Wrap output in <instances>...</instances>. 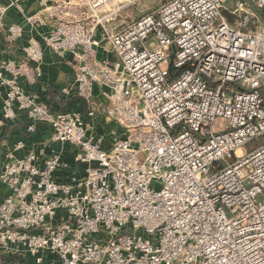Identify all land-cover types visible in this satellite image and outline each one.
<instances>
[{
	"label": "built area",
	"instance_id": "built-area-1",
	"mask_svg": "<svg viewBox=\"0 0 264 264\" xmlns=\"http://www.w3.org/2000/svg\"><path fill=\"white\" fill-rule=\"evenodd\" d=\"M123 1H89L88 20L54 4L57 24L45 36L58 54H74L88 115L103 111L121 127L110 147L82 114L52 112L19 85L21 75L35 82L42 74L38 39L22 63L0 62L4 116L22 112L30 134L44 127L51 141L72 144L79 165L59 180L70 167L60 153L18 156L23 142L8 152L0 249L38 262L49 251L62 264H264V142L243 150L264 134V0H234L231 10L228 0H167L117 29L134 0ZM8 8L0 7V29ZM26 19L44 22L39 13ZM7 30L11 43L22 35L17 24ZM99 30L116 60L98 58ZM96 86L107 89L102 108ZM218 117L229 127L216 129Z\"/></svg>",
	"mask_w": 264,
	"mask_h": 264
},
{
	"label": "crops",
	"instance_id": "crops-1",
	"mask_svg": "<svg viewBox=\"0 0 264 264\" xmlns=\"http://www.w3.org/2000/svg\"><path fill=\"white\" fill-rule=\"evenodd\" d=\"M14 1L0 0V7L9 6L3 18V26L0 29V62L12 60L22 63L26 58L24 48L31 38L38 39L44 49V58L40 65L42 74L35 82H30L27 75H21L18 78L19 85L26 93L35 95L38 102L47 104L52 112L69 110L82 114L88 124L89 132L97 137H102L103 146L110 147L114 134L121 133V127L103 111L96 116L88 115L85 105L77 96V83L73 68L74 54L66 52L64 55H60L45 42V36L49 35L57 24L58 17L48 13V10L52 9L54 4L64 3L68 7L71 4L70 13L72 15L81 16L80 14L84 11L86 16L83 19L88 20L91 14L88 2L91 0H19L21 7L17 5L10 6ZM108 8L105 7L100 12L104 14ZM34 13L43 15L44 22L42 24L35 25L27 21L26 16ZM12 24L22 27V35L13 43L7 40V28ZM96 38L99 41L97 46L98 58L116 60L117 54L112 44L102 37L100 30L96 33ZM5 91L6 88L0 85V121H2V124H0V175L8 160V152L21 142L24 143V146L15 151L18 156L34 151L43 160L52 154L60 153L63 161L67 162L70 167L57 174L59 180H66L68 176L77 172L79 165L76 161L78 152L76 147L69 143L51 141L49 132L44 127L30 134L27 132L29 120L22 112H18L15 119H7L4 116L3 97ZM106 91L107 89L100 86L95 88L94 102L100 108L108 103ZM80 173L82 172L80 171ZM8 194V187L0 180V202ZM19 254L0 249V264H62L58 255L49 251L41 254L42 260L40 262L36 260L35 256L27 255V257H24Z\"/></svg>",
	"mask_w": 264,
	"mask_h": 264
},
{
	"label": "rangeland",
	"instance_id": "rangeland-1",
	"mask_svg": "<svg viewBox=\"0 0 264 264\" xmlns=\"http://www.w3.org/2000/svg\"><path fill=\"white\" fill-rule=\"evenodd\" d=\"M165 1H167V0H134L132 3L126 4L122 8V10L120 11L117 19L115 20V21H117V23H116L117 29L121 28L122 26H124L127 23H131L133 20L139 18L140 16L153 11L154 9L158 8ZM122 3L123 4L126 3V0H124ZM226 6H227L228 10L233 9L235 7L234 6V0H228L226 2ZM107 7L112 8V5H108V6H106V8ZM104 9H105V7H104ZM223 12H224V16H226V10H223ZM234 18L236 19L235 15H234ZM260 23L264 25V19H262L260 21ZM146 45L149 48H154L157 45V40L154 38H150L146 42ZM213 125L218 130H223V129H226L229 127L228 121L224 117H218L214 121ZM262 142H264V134L262 136L256 137L254 140H252L249 143H247L246 145H244L243 150L245 152H248L249 150L253 149L257 145L261 144ZM238 154H241V151H239ZM260 198L264 199V193L260 195ZM7 252H12V251H7ZM19 255L27 257V255H23L21 253Z\"/></svg>",
	"mask_w": 264,
	"mask_h": 264
},
{
	"label": "trees",
	"instance_id": "trees-1",
	"mask_svg": "<svg viewBox=\"0 0 264 264\" xmlns=\"http://www.w3.org/2000/svg\"><path fill=\"white\" fill-rule=\"evenodd\" d=\"M226 17H227V20L231 23V24H233L234 23V16L231 14V12H228V11H226ZM255 148V147H254Z\"/></svg>",
	"mask_w": 264,
	"mask_h": 264
}]
</instances>
